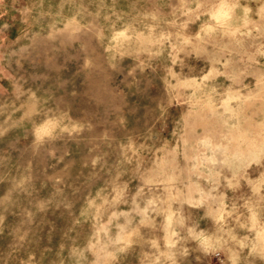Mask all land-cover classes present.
Here are the masks:
<instances>
[{
    "label": "rangeland",
    "instance_id": "1",
    "mask_svg": "<svg viewBox=\"0 0 264 264\" xmlns=\"http://www.w3.org/2000/svg\"><path fill=\"white\" fill-rule=\"evenodd\" d=\"M0 264H264V0H0Z\"/></svg>",
    "mask_w": 264,
    "mask_h": 264
}]
</instances>
